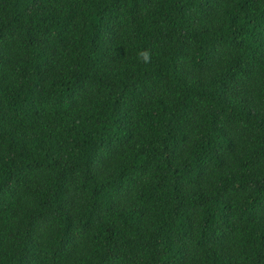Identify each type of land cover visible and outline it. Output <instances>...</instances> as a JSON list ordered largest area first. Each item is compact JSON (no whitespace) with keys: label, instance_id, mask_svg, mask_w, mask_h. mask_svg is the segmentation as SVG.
I'll use <instances>...</instances> for the list:
<instances>
[{"label":"trees","instance_id":"1","mask_svg":"<svg viewBox=\"0 0 264 264\" xmlns=\"http://www.w3.org/2000/svg\"><path fill=\"white\" fill-rule=\"evenodd\" d=\"M0 264H264V0H0Z\"/></svg>","mask_w":264,"mask_h":264},{"label":"clouds","instance_id":"2","mask_svg":"<svg viewBox=\"0 0 264 264\" xmlns=\"http://www.w3.org/2000/svg\"><path fill=\"white\" fill-rule=\"evenodd\" d=\"M138 59L143 63H149L151 60V54L147 50L142 51L138 54Z\"/></svg>","mask_w":264,"mask_h":264}]
</instances>
